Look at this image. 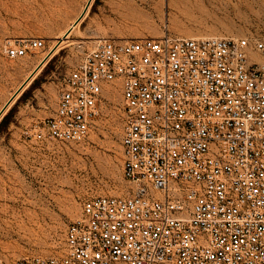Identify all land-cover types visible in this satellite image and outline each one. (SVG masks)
<instances>
[{
    "label": "built area",
    "instance_id": "2783aa9c",
    "mask_svg": "<svg viewBox=\"0 0 264 264\" xmlns=\"http://www.w3.org/2000/svg\"><path fill=\"white\" fill-rule=\"evenodd\" d=\"M46 47L19 37L4 53ZM116 89L134 192L87 198L62 256L11 264H264V39H98L63 79L53 116L25 137L84 141Z\"/></svg>",
    "mask_w": 264,
    "mask_h": 264
},
{
    "label": "rangeland",
    "instance_id": "374dc122",
    "mask_svg": "<svg viewBox=\"0 0 264 264\" xmlns=\"http://www.w3.org/2000/svg\"><path fill=\"white\" fill-rule=\"evenodd\" d=\"M166 32L264 39V0H0V111L11 101L0 118V257L7 263L62 256L67 228L87 198L134 192L136 185L123 174L119 89L104 92L84 141L37 142L24 133L53 116L63 79L98 39ZM19 37L44 38L47 47L11 59L4 46ZM44 56L45 64L19 93Z\"/></svg>",
    "mask_w": 264,
    "mask_h": 264
},
{
    "label": "bare ground",
    "instance_id": "6f19581e",
    "mask_svg": "<svg viewBox=\"0 0 264 264\" xmlns=\"http://www.w3.org/2000/svg\"><path fill=\"white\" fill-rule=\"evenodd\" d=\"M88 7V6H87ZM79 20L80 19H77V21H75L71 26H70V28L68 29V31L64 34V37H61L60 38V40H59V42H62V41H64L65 39H67L68 38V34L73 30V29H75V27H77L78 26V24H79ZM167 33V32H166ZM169 33V32H168ZM165 34V33H164ZM170 34V33H169ZM172 35V34H171ZM160 37V36H159ZM113 40V39H112ZM128 41V40H127ZM56 47L58 46V44L57 45H55ZM53 47V48H51V50L53 51L56 47ZM51 51V52H52ZM48 55H49V53H47ZM50 56V55H49ZM48 58V57H47ZM47 58H46V56H44V57H41V58H39V60H38V64H37V66H36V69L33 71V72H31V74L29 75V77H28V79L26 80V82L24 83V85L22 86V87H20L21 89H20V91H19V93L26 87V86H28V84H30V82L33 80V78L36 76V74L40 71V69L42 68V66L45 64V62H46V60H47ZM252 58L253 59H256V60H258V61H262V59H261V57L259 56V54L258 53H253L252 54ZM263 62V61H262ZM18 93V94H19ZM16 94V93H15ZM17 94V95H18ZM16 95V96H17ZM11 102V101H10ZM10 102L6 105V106H8V105H10ZM4 110V109H3ZM2 110V111H3ZM2 111H0L1 113H2ZM0 113V114H1Z\"/></svg>",
    "mask_w": 264,
    "mask_h": 264
},
{
    "label": "water",
    "instance_id": "95a60500",
    "mask_svg": "<svg viewBox=\"0 0 264 264\" xmlns=\"http://www.w3.org/2000/svg\"><path fill=\"white\" fill-rule=\"evenodd\" d=\"M8 106H9V105H8ZM8 106H6V107L4 108V110H3L2 113L0 114V118H1V116L4 114V112H5V110L7 109Z\"/></svg>",
    "mask_w": 264,
    "mask_h": 264
}]
</instances>
